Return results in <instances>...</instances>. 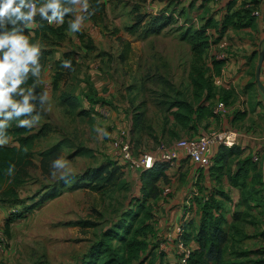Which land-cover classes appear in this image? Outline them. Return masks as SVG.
Returning <instances> with one entry per match:
<instances>
[{
    "label": "rangeland",
    "instance_id": "374dc122",
    "mask_svg": "<svg viewBox=\"0 0 264 264\" xmlns=\"http://www.w3.org/2000/svg\"><path fill=\"white\" fill-rule=\"evenodd\" d=\"M162 1L165 5L159 8ZM88 2L94 14L85 20L80 32L68 30L73 14L65 17L67 28L61 40L55 34H46L36 41L43 46L40 82L43 90L49 92L50 103L43 110L38 109L40 119L30 128L32 133H38L33 155L35 166L29 169L27 182L18 189L19 200L0 202V264H81L87 261L90 246L101 238L105 229L120 219L134 198L140 195L142 171L134 169L123 159L122 141L129 140L131 154L139 158L153 152L160 142L170 144L180 139L170 132L160 136L161 116L166 108L157 104L161 103L158 100L161 93L157 89L162 86L161 79L178 89L183 90L179 84L188 85L189 89L186 72L190 59L185 57L183 45L175 40L166 45L165 42L173 37L166 33L167 38L155 36L148 45L132 44L128 59L122 64L115 60V55L121 43L119 38L127 40L131 37L126 28L134 23L135 16L148 13L149 4V9L151 7L157 13L169 8L163 12L173 15V27L182 21V17L185 18L186 4L192 0ZM147 15L156 17L155 14ZM148 21L147 17L146 24L142 26H147ZM172 29L179 30L176 27ZM144 31L142 28L139 34H145ZM120 46L123 48V44ZM164 52L170 53V59ZM65 54L73 64L71 68L58 69L55 63L65 61ZM56 69L61 76L55 86L52 83ZM133 72L137 75H132ZM37 87L42 91L39 84ZM64 92L79 98V109L72 111L61 103L60 95ZM130 103H134L136 108L141 105L140 126L135 133H132L134 123H130L128 113L132 107ZM81 109H89V112L80 114ZM97 129H105L109 136L102 137ZM180 136L189 137L185 133ZM57 142H62L61 157L69 162L67 180L61 179L62 172L53 176V169L43 173L39 167V153ZM7 144L16 142L10 138ZM107 164L121 167L123 173L119 186L104 192L71 188L75 183H83L80 178L85 174ZM174 175H169L170 180ZM166 189H162L165 197L169 196V193L165 194ZM52 191H56L57 196L48 197ZM79 221L95 223V226H80L77 224ZM231 244L228 241V247L232 248ZM171 253L175 254L174 251ZM230 257L232 259L234 255L229 251L227 259ZM261 259L263 257L259 261Z\"/></svg>",
    "mask_w": 264,
    "mask_h": 264
},
{
    "label": "trees",
    "instance_id": "16d2710c",
    "mask_svg": "<svg viewBox=\"0 0 264 264\" xmlns=\"http://www.w3.org/2000/svg\"><path fill=\"white\" fill-rule=\"evenodd\" d=\"M209 1L204 0L203 5L200 6L203 9L200 13L201 19H203L200 28H195L189 23L187 17L183 19L182 16L184 24L182 26L176 25V28L183 29L178 36L190 46L191 58L188 76L190 86L188 91L190 90V92L176 88L165 79L160 80L162 86L157 89V92L161 93L160 99H158L161 103L157 104L166 108L165 114L161 116L162 133L160 136L170 132L174 137L179 138L182 132L194 131L193 129L202 119L214 116L212 110L214 103L222 101L226 106L235 99L234 92L219 88L212 82V74L218 75L220 73L224 60L213 59L212 68H209L205 62V54L210 43L216 44L228 29L237 30L253 26L255 16L252 15V8L249 3L243 2L242 7L232 9V2L235 1L232 0L227 5L226 13L219 20H215L209 14V8L205 7L206 2ZM187 4L184 15L187 14L188 8L191 9L193 6L192 2ZM134 13L137 15V12ZM147 17L150 21L145 26V35L158 34L164 26L175 22L172 14L161 13L160 16L152 18L145 13L135 16L134 23L128 26L126 31L131 35L137 33L141 27H144L141 24L145 22ZM36 20L39 22V27L33 30L31 42L35 43L46 34H55L60 40L62 39L67 28L66 20L61 26H51L47 21H41L39 16L36 17ZM26 32L29 33L27 29ZM129 50V43L126 42L123 51L120 53L121 61L127 59ZM64 58L73 64V60L67 54ZM55 64L58 69L62 68L61 60L56 61ZM60 76L61 74H58L57 70L53 83L55 86ZM33 83L34 79H30L28 86ZM37 90L39 92L40 88L37 87ZM87 96L90 95L87 94ZM60 101L72 111L79 109L81 105L79 98L68 92L60 95ZM130 105H132L131 110L134 120L132 121L134 123L132 133H135L140 126L139 118L142 113L139 112V107L141 105L137 108L134 103H130ZM87 112H89V109L80 110V114L86 115ZM233 114V122H236L246 116V110H237ZM8 136L16 144L0 146V202H16L19 200L18 189L27 182L29 169L35 166L33 155L38 133H32L29 128L17 127L15 121H13L12 127L8 130ZM189 137H194V135L191 134ZM129 144H131L130 141ZM62 147V142H57L39 153V167L43 173L51 171L52 161L61 157ZM242 152L243 149L236 144L231 147L219 146L214 157L215 162L212 158L215 168H212L213 165H211L208 169L211 175L224 174L231 185L239 188L241 193L240 204L243 205L244 209L235 212L233 221L227 229H224L223 216L218 213L220 201H217L214 197L210 199H197L195 197L192 204L195 205L196 211L200 214L198 227L195 226V220L191 219L184 224L183 233L180 237L176 235L174 239V243L180 238L188 245L191 232H195L194 240L197 243V248H191L187 264H264L263 259L261 261L257 259L256 262L251 261L248 257L250 251L241 250L238 247L243 237H245L247 224L252 225L257 219H260L251 213L254 206L249 205L248 200L255 198L264 206V190L261 188V175L259 171H256L257 163L250 156L238 159ZM234 162L235 167H232ZM10 164L16 166L13 177L6 174ZM167 169V163L157 161L150 169L142 171L140 195L134 198V201L121 214L120 219L112 227L105 229L101 238L90 246L86 254L87 261L81 264L161 263L165 252L160 250L159 241L163 236V230L158 223L160 204L165 199L162 189H166L171 182ZM250 172L255 173H253L249 184L246 182V178ZM122 173L121 167L117 164L103 165L93 173L85 174L80 178L84 182L75 183L71 185V188H85L91 191L104 192L121 184ZM122 185L125 186V184ZM55 196H57L56 191H52L48 197L53 198ZM194 196L192 195L191 198L193 199ZM77 224L80 226H95V223H87L86 221H79ZM261 234L263 236L264 231ZM228 241L232 243V248L228 247ZM229 251L234 255L232 259L231 257L227 259Z\"/></svg>",
    "mask_w": 264,
    "mask_h": 264
},
{
    "label": "crops",
    "instance_id": "0c3cea01",
    "mask_svg": "<svg viewBox=\"0 0 264 264\" xmlns=\"http://www.w3.org/2000/svg\"><path fill=\"white\" fill-rule=\"evenodd\" d=\"M231 1L232 0H210L209 2H206L207 4L205 7L209 8V14H211L215 20H219L226 13L227 5L229 2L231 3ZM243 2L249 3L252 10L257 11L254 25L237 30L228 29V31L216 44H211L209 46L205 54V60L210 62L206 63L209 65V68H212L213 59H218L217 56L219 54L224 55L225 58L223 59L224 62L221 66L220 73L218 75L214 73L212 74V82L219 88L234 92L235 99L229 105H224L225 107L221 113L213 114L214 116H210L207 119H202L196 125L195 129H193L194 131H189L190 133H182H185L188 137L191 134L197 136L212 130L235 132L237 136L235 144L243 149V152L238 159L244 156H250L254 162L256 161V171H259L261 175V188L264 190V93L257 85L255 77L259 53L264 47V0H235L232 2V9L242 7ZM192 3L193 6L191 9L188 8L185 17L189 19V23L195 28H200L203 24V19H201L200 14L203 9L200 6L203 5L204 0H192ZM164 5V1H162L159 8H163ZM149 6L148 13L146 14H155L156 17L160 16L163 11H169V8L166 7L165 10L157 13L155 9L151 7L149 9ZM154 7H156V5ZM144 24L145 23L142 22L141 25ZM183 24L184 23L181 21L177 26H182ZM36 27L37 26L35 25H30L27 28L29 34L32 35L33 30ZM173 27H176V25H173ZM173 27H171V23L164 26V28H162L159 32L162 35H141L139 33H141L142 28H145L144 26L141 27L137 33L133 35L129 34L131 37L127 38V40L120 37V44H123V48L120 44H118V53L115 55V60L120 61L121 64L126 61H121L120 59V53L123 51L126 42L129 43L131 51L132 44L135 42L140 44L143 43V45L145 43L148 45V43H150L155 36L167 38L166 33H171V36L173 37L171 39L169 38L165 44L169 46L171 43L170 40H175L174 42H177V44H181V46L183 45L186 51L185 57L190 59L191 52L189 44L178 36L183 29L179 27V30L174 31V29H172ZM138 46L141 45L138 44ZM176 47L179 48L178 45ZM178 52H180L179 49ZM164 53L168 55L167 59H170V53ZM143 57L146 58V55ZM186 73L188 78L189 68ZM131 74L137 75L136 72ZM139 75H145V73H140ZM214 79H219L221 84L216 85L214 83ZM187 81L189 83L188 79ZM260 82L264 87V61L260 69ZM39 86L43 91L44 88L41 82H39ZM178 86L181 88L183 87V90L188 91V85L187 87L183 84H179ZM184 87L186 88L184 89ZM188 92H190V90ZM216 104L217 103L213 104V109ZM244 109L246 110V116L239 121L233 122V113L237 110L243 111ZM128 113L130 123H132V110L130 109ZM217 151L218 148L215 149L213 160ZM213 160L211 161L210 166L213 165L212 168H215V165L213 164L215 160L214 162ZM210 166L199 168L189 158L181 153L175 167H168L167 173H169V175H175L171 178V182L168 184L166 189L169 196L165 197L159 208L158 224H160V227L163 230V236L160 238V249L165 252L160 264H179V257L177 256L174 248V239L177 235L176 227L184 221L185 223L189 222L191 219L195 220V226L198 227L200 214L196 211L195 205L192 204V200H194L195 197H197V199H210L211 197H214L217 201H220L221 204L218 213L223 216L224 229H227L233 221L234 213L244 209L243 205L240 204L241 193L239 188L231 185L229 179L224 174L219 176L211 175L208 169ZM232 167H235V162ZM255 172H250L248 174L246 178L247 183L250 184L251 177ZM193 190L196 191V195L192 199L191 193ZM248 203L249 205L254 206L251 213L260 219H257L252 225L247 224L245 228V237H243L239 248L241 250L250 251L248 257L251 261L256 262L257 259L260 260L262 257L264 259V240L261 234L264 231V206L255 198H250ZM194 234L195 232H191L190 239L188 240V246L192 249L197 248V243L194 240ZM173 251L176 256L171 253Z\"/></svg>",
    "mask_w": 264,
    "mask_h": 264
},
{
    "label": "clouds",
    "instance_id": "9594fccd",
    "mask_svg": "<svg viewBox=\"0 0 264 264\" xmlns=\"http://www.w3.org/2000/svg\"><path fill=\"white\" fill-rule=\"evenodd\" d=\"M74 14L68 30H82L86 19L94 14L88 0H0V146L9 143L8 130L13 121L17 127L32 128L40 119L45 105L50 103L47 90L37 91L42 74V45L31 42L26 32L30 25L39 27L36 17L49 25L61 26L65 17ZM63 68H71V61H62ZM34 83L28 86V81ZM23 117V118H22ZM101 136H109L105 129H97ZM69 162L59 157L52 161V175L62 172L61 179H68ZM16 166L6 170L15 175Z\"/></svg>",
    "mask_w": 264,
    "mask_h": 264
},
{
    "label": "built area",
    "instance_id": "2783aa9c",
    "mask_svg": "<svg viewBox=\"0 0 264 264\" xmlns=\"http://www.w3.org/2000/svg\"><path fill=\"white\" fill-rule=\"evenodd\" d=\"M256 12L257 11H253L252 15L255 16L257 14ZM217 57L218 59L223 60L224 55L219 54ZM214 83L216 85L221 84L219 79H214ZM224 107V103L219 101L213 109V113H221ZM236 138L237 136L235 132L212 130L202 135L180 138L170 144L162 142L156 146L153 152L145 153L139 158H135L131 154L129 140H123L121 143V154L124 160L129 162L134 169L139 171L150 169L157 161L167 163L168 167H173L176 165L181 153L199 168H203L210 166L215 149L219 146H233L236 143ZM166 193L167 191L165 190V194ZM192 195H196L195 190L192 191L191 196ZM184 224L185 221L176 227V234L179 237L183 233ZM174 244L175 252L179 257V264H187L191 248L180 238H178Z\"/></svg>",
    "mask_w": 264,
    "mask_h": 264
},
{
    "label": "water",
    "instance_id": "95a60500",
    "mask_svg": "<svg viewBox=\"0 0 264 264\" xmlns=\"http://www.w3.org/2000/svg\"><path fill=\"white\" fill-rule=\"evenodd\" d=\"M263 17H264V8H263ZM263 61H264V47L259 53V58H258V63H257L256 73H255L257 85L259 86L261 91L264 93V87L260 82V69H261Z\"/></svg>",
    "mask_w": 264,
    "mask_h": 264
}]
</instances>
